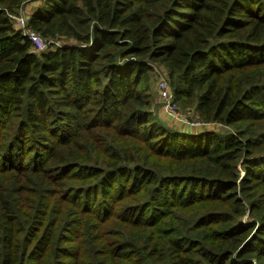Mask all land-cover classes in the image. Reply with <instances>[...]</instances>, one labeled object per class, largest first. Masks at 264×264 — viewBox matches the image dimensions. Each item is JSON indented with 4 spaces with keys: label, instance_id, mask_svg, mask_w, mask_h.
<instances>
[{
    "label": "trees",
    "instance_id": "obj_1",
    "mask_svg": "<svg viewBox=\"0 0 264 264\" xmlns=\"http://www.w3.org/2000/svg\"><path fill=\"white\" fill-rule=\"evenodd\" d=\"M25 2L0 0V264H264V0H43L40 53ZM154 63L234 130L166 129Z\"/></svg>",
    "mask_w": 264,
    "mask_h": 264
},
{
    "label": "rangeland",
    "instance_id": "obj_2",
    "mask_svg": "<svg viewBox=\"0 0 264 264\" xmlns=\"http://www.w3.org/2000/svg\"><path fill=\"white\" fill-rule=\"evenodd\" d=\"M42 2L43 0H26V2L19 9L17 16L22 17L25 22L28 21V18L42 4ZM12 22L13 27L21 32L26 29L21 28L13 18ZM70 42L71 40L69 39H56V43L59 45L69 44ZM54 46L52 47L54 48ZM48 47L49 46L46 48ZM162 78H166L170 84L166 67L162 64L154 63L152 69L148 73V83L152 98L151 110L155 119L164 125L166 129L168 128L169 131L178 133L205 134L213 132L218 135H227L234 130V128L225 124L202 121L194 108V104L185 106L180 101L174 99L173 91L171 90L172 88H170V90L173 95V102L177 107V113L175 116H168L162 108L163 101L161 99V90L159 87V80ZM169 86L171 87V85ZM238 173L241 176L243 174V169H238ZM241 219L244 223L251 221L249 215L246 214L243 215Z\"/></svg>",
    "mask_w": 264,
    "mask_h": 264
},
{
    "label": "built area",
    "instance_id": "obj_3",
    "mask_svg": "<svg viewBox=\"0 0 264 264\" xmlns=\"http://www.w3.org/2000/svg\"><path fill=\"white\" fill-rule=\"evenodd\" d=\"M12 18L18 25H20L21 28H26L22 31V34L30 40L32 49L35 53H40L47 49L46 47L49 45V42L45 41L41 36L33 32L30 29V26H28L27 21L25 22L22 17L17 15H11V19ZM159 87L161 90V99L163 101V110L168 116H175L177 113V107L173 102V95L170 90L169 82L166 78L159 80Z\"/></svg>",
    "mask_w": 264,
    "mask_h": 264
}]
</instances>
